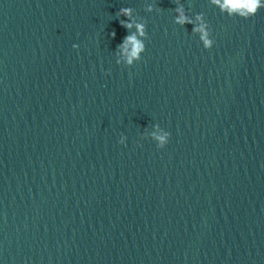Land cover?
<instances>
[{
    "label": "clouds",
    "instance_id": "obj_1",
    "mask_svg": "<svg viewBox=\"0 0 264 264\" xmlns=\"http://www.w3.org/2000/svg\"><path fill=\"white\" fill-rule=\"evenodd\" d=\"M210 2L219 7L221 12H226L229 17H240L248 19L258 13L261 8H264V0H210ZM146 11L152 12V5H148ZM175 11L178 15L175 18V23L178 25L192 24L194 21L185 15L182 6L176 7ZM133 8L122 7L116 13L117 17H126L121 19L120 24L122 27L128 30V34L123 38L122 42L117 45L116 54L122 56L124 59L117 58V64H123L126 67L131 68L135 63L139 62L142 57V53L146 50L145 41L148 39V33L146 28V21L138 22L132 18ZM199 24H197L193 31L199 33V38L203 42L205 49H211L215 43L210 38V28L207 22L203 21L202 16L196 17ZM135 28V32L131 30ZM113 38L115 32L110 34ZM77 47V45H73ZM170 133L166 131L163 135H156L153 133L156 145L158 148H164L169 142ZM120 144H124V140L119 141Z\"/></svg>",
    "mask_w": 264,
    "mask_h": 264
}]
</instances>
